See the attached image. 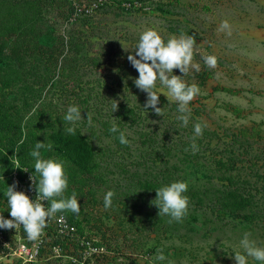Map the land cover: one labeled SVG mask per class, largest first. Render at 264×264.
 I'll return each mask as SVG.
<instances>
[{"label":"rangeland","instance_id":"obj_1","mask_svg":"<svg viewBox=\"0 0 264 264\" xmlns=\"http://www.w3.org/2000/svg\"><path fill=\"white\" fill-rule=\"evenodd\" d=\"M26 15L27 26L17 21ZM149 29L165 42L195 36L201 70H173L200 89L186 127L159 81L163 116L143 107L147 94L133 82L139 73L127 57ZM0 52V214L11 219L7 185L18 182L36 200V142L52 144L41 155L63 161L64 195L75 192L81 205L78 215L57 213L36 240L23 226L0 228V264H235L245 233L264 247V0H0ZM207 55L217 58L214 69ZM69 106L85 118L75 125L83 159L57 142ZM175 181L188 184L189 207L169 223L150 202ZM108 191L115 196L106 209ZM161 249L163 262L155 260Z\"/></svg>","mask_w":264,"mask_h":264},{"label":"clouds","instance_id":"obj_2","mask_svg":"<svg viewBox=\"0 0 264 264\" xmlns=\"http://www.w3.org/2000/svg\"><path fill=\"white\" fill-rule=\"evenodd\" d=\"M230 28L228 21H223L220 25L221 31ZM231 35V32H228ZM194 35L173 36L166 42L156 30L149 29L144 31L139 42L136 45L135 53L128 55L127 59L131 65L138 71L139 77L134 79L135 86L147 94L145 109L151 108L158 115L163 116V108L158 107L160 95L154 91L157 81L167 88L170 96L178 103L177 111L180 113L178 119L182 121L183 126L189 123L190 102L199 94L200 89L197 85H187L182 77L186 76L190 68L195 71L201 70L198 63L193 62V48L195 44ZM205 65L209 69L217 66V58L213 55L203 57ZM174 69H179L183 76L173 74ZM116 101V100H115ZM114 112L118 110V101L113 104ZM82 116L77 106H69L66 114L63 116L64 133L75 135L76 123ZM87 123L93 126L92 114L87 113ZM111 132H119L118 139L122 145H128L130 141L126 138L124 132L113 126ZM194 133L198 136L202 134V126L197 123L194 126ZM51 143L36 142L29 155L34 160V173L39 174L37 180L34 174L30 176L32 188L37 192L36 200L33 201L25 192L17 191L18 182L7 185L4 196L7 199L8 209L11 219H5L0 214V228L11 230L23 226L27 238L36 240L47 227V223L56 217L57 213L70 211L78 215L81 211V205L75 192L70 197L64 195L68 188V178L65 173L63 161L55 159H46L41 155V150L52 149ZM193 151L198 150V146L192 144ZM24 170V169H23ZM27 172V170H24ZM156 190V198L150 202V206L158 208L159 217L168 216L169 223L182 222L187 215L189 207V197L185 195L188 191V184L184 181H175L169 185L159 187ZM115 193L108 191L104 195V206L110 208L113 203ZM47 202L48 207H45ZM251 233H245L240 240L239 251L234 252L232 257L235 264H248V258L257 261L258 264H264V247L256 245L255 241L250 239ZM156 261L166 260L162 249L157 251ZM171 264V262H169Z\"/></svg>","mask_w":264,"mask_h":264},{"label":"trees","instance_id":"obj_3","mask_svg":"<svg viewBox=\"0 0 264 264\" xmlns=\"http://www.w3.org/2000/svg\"><path fill=\"white\" fill-rule=\"evenodd\" d=\"M141 1V3H143L146 0H139ZM32 20V17L30 18L29 15L23 16L22 19L19 18L17 21L24 23L25 26H27L28 23H30V21ZM0 56H1V52H0ZM54 80L50 81V86L52 85ZM12 127V126H11ZM29 137V134L27 135V132H25V138L17 145L18 148V159L20 161L21 164H25V158L21 157V152L23 149V146L25 144L26 139ZM57 142H62L65 145H67V150H69V152H71L72 154H74L75 156H78L80 159H83L84 156H86L88 149L86 147V144L83 140V138L80 135H67L65 134V136H58L57 137ZM13 145L14 142L10 144L9 150L13 149ZM81 167V166H80ZM2 171L0 170V174L2 175Z\"/></svg>","mask_w":264,"mask_h":264}]
</instances>
